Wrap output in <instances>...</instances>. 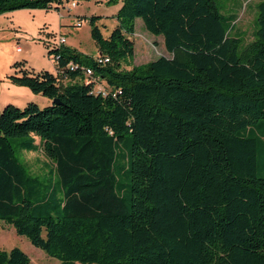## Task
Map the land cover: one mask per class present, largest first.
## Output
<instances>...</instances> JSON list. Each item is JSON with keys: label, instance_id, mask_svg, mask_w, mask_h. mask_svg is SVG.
<instances>
[{"label": "trees", "instance_id": "obj_1", "mask_svg": "<svg viewBox=\"0 0 264 264\" xmlns=\"http://www.w3.org/2000/svg\"><path fill=\"white\" fill-rule=\"evenodd\" d=\"M104 2H120L109 35L88 22L107 62L60 44L56 74L12 64L50 102L0 107V221L60 264H264V0L246 44L223 0ZM136 18L169 55L124 69ZM15 148L50 163L34 173ZM0 264L34 263L13 247Z\"/></svg>", "mask_w": 264, "mask_h": 264}, {"label": "rangeland", "instance_id": "obj_2", "mask_svg": "<svg viewBox=\"0 0 264 264\" xmlns=\"http://www.w3.org/2000/svg\"><path fill=\"white\" fill-rule=\"evenodd\" d=\"M259 0H223L226 10L235 11L237 14L234 35L242 37L246 44L252 40L254 29L255 3ZM75 2L73 6L72 3ZM58 8H55V7ZM120 2L108 5L103 1L94 0H62L60 4H52L49 9L23 8L8 11V20L4 21L0 14V68L4 58L26 57V65L34 71H56V60L48 50L58 44L59 37L66 39L64 45L75 48L77 51L93 55L98 54L96 44L90 36L89 17L100 16L97 25L106 37L116 24L114 14ZM6 13V12H5ZM7 19V18H6ZM80 20L81 25L77 26ZM134 43V54L122 62V68L130 69L133 66L145 64L158 56H168L161 35L149 33L140 18L135 19L134 33L131 36ZM22 48V53H17L15 48ZM16 54V55H15ZM20 61V60H19ZM56 74V72L54 73ZM42 99L44 96L40 95ZM23 107L25 103H18ZM39 106L43 103L38 101ZM14 105V104H13ZM17 106V105H16ZM38 142V138L35 137ZM16 143L13 142V145ZM16 149V148H15ZM16 154L22 162H26L34 173H43L44 164L50 163L41 151L27 152L16 149ZM119 181L124 185L128 179L125 174L118 175ZM13 247L25 252L34 264H60V262L47 255L43 250L33 246L27 237L16 234L13 226L0 221V251H8Z\"/></svg>", "mask_w": 264, "mask_h": 264}, {"label": "crops", "instance_id": "obj_3", "mask_svg": "<svg viewBox=\"0 0 264 264\" xmlns=\"http://www.w3.org/2000/svg\"><path fill=\"white\" fill-rule=\"evenodd\" d=\"M8 14H10V12H6L2 15L4 21L8 20ZM16 49L17 47L15 48V50ZM22 51H23L22 48H20V51L16 50V52L19 54L22 53ZM19 60L25 61L24 67L28 68L26 65L27 59L26 57H23V56H21V58H18V59L12 58V60L9 57H5L3 64L1 65V68H0V107H3L4 105L8 103L18 106L20 105L18 103L26 104L29 101H34L37 104H38V101H40L41 103H43V106L47 105L50 102L48 98L44 97V99H42L41 97H39L40 94L33 93L26 86L15 85L8 79V76L14 72V68H12V64ZM55 72H51V73L54 74Z\"/></svg>", "mask_w": 264, "mask_h": 264}, {"label": "built area", "instance_id": "obj_4", "mask_svg": "<svg viewBox=\"0 0 264 264\" xmlns=\"http://www.w3.org/2000/svg\"><path fill=\"white\" fill-rule=\"evenodd\" d=\"M72 5L74 6L75 5V2L72 3ZM81 25V22L80 20L77 22V26H80ZM66 42V39L62 36L59 37V40H58V44L57 45H60V44H64ZM17 51H20V47H17L16 49ZM95 58L97 59V61L101 62V63H105L108 61V58H102L98 55L95 56ZM68 66L72 69L75 65L73 63H69ZM92 74V72L90 70H86L85 71V77H88ZM93 80L96 82L95 83V90L94 92L95 93H104V87H103V84L102 82H99L98 81V78H95L93 77Z\"/></svg>", "mask_w": 264, "mask_h": 264}, {"label": "water", "instance_id": "obj_5", "mask_svg": "<svg viewBox=\"0 0 264 264\" xmlns=\"http://www.w3.org/2000/svg\"><path fill=\"white\" fill-rule=\"evenodd\" d=\"M52 103H59V100L58 99H52Z\"/></svg>", "mask_w": 264, "mask_h": 264}]
</instances>
